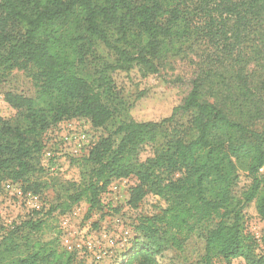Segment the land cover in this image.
I'll list each match as a JSON object with an SVG mask.
<instances>
[{"label": "trees", "instance_id": "1", "mask_svg": "<svg viewBox=\"0 0 264 264\" xmlns=\"http://www.w3.org/2000/svg\"><path fill=\"white\" fill-rule=\"evenodd\" d=\"M173 59L197 69L181 104L159 121L127 118L113 75ZM14 69L33 70L37 92L4 95L19 121L0 119V196L9 181L55 197L0 225V264H80L55 222L80 203L100 209L128 178L131 209L147 193L162 207L138 218L115 264H174L165 252L202 230L201 264H264L243 226L252 205L264 222V0H0V82ZM176 113L191 116L170 134ZM75 119L114 129L71 157L76 178L60 182L42 139ZM240 172L249 185L236 197Z\"/></svg>", "mask_w": 264, "mask_h": 264}, {"label": "rangeland", "instance_id": "2", "mask_svg": "<svg viewBox=\"0 0 264 264\" xmlns=\"http://www.w3.org/2000/svg\"><path fill=\"white\" fill-rule=\"evenodd\" d=\"M99 53L112 61L102 47ZM196 71L194 65L173 59L166 65L160 63L159 71L155 74L146 73L137 67L128 72L115 73V84L128 107L127 118L146 122L169 117L189 92L190 81L194 79ZM33 74L34 71L30 69H14L0 82V119H9L12 124L19 121L16 110L4 101V95L14 93L34 97L37 84ZM190 116L191 113H176L167 132L173 134V129L180 130L181 125L186 127ZM112 129V124L94 129L85 119L62 121L42 139L45 145L42 153L45 168L60 182L76 178V170L69 166L70 158L87 155L93 143L107 137ZM239 175L233 192L236 197L249 185L245 174L240 172ZM136 183L135 178L113 183L102 195L100 209L89 214L87 205L80 203L69 214L57 219L55 226L60 229L63 246L67 245L77 253L80 264H115L121 248L133 238V225H137L138 218L159 213L162 201L152 193H147L136 209L128 206L130 189ZM54 197L55 191L49 189L39 201L52 200ZM27 211L24 203L20 205L7 195L0 196V225L16 222ZM243 224L244 231L255 239V254L264 256V222L258 218L253 205L247 210ZM202 233L203 230L192 234L181 251L168 249L165 255L174 264H201L204 255ZM212 264L226 263L214 259ZM229 264H245V261L237 258Z\"/></svg>", "mask_w": 264, "mask_h": 264}, {"label": "built area", "instance_id": "3", "mask_svg": "<svg viewBox=\"0 0 264 264\" xmlns=\"http://www.w3.org/2000/svg\"><path fill=\"white\" fill-rule=\"evenodd\" d=\"M1 195H7L9 199H13L16 203L27 206L29 210H37L41 206L39 197L29 192L25 193L21 190L20 186L9 181L3 182L1 186ZM68 250H72L69 246L65 245Z\"/></svg>", "mask_w": 264, "mask_h": 264}]
</instances>
